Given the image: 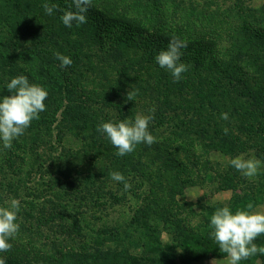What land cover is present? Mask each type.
<instances>
[{
    "label": "trees",
    "instance_id": "16d2710c",
    "mask_svg": "<svg viewBox=\"0 0 264 264\" xmlns=\"http://www.w3.org/2000/svg\"><path fill=\"white\" fill-rule=\"evenodd\" d=\"M31 1L40 2L42 14H31L26 6ZM100 1L90 0L87 23L74 22L68 28L60 21L62 11L44 12L45 0H0V79L8 76V82L23 74L48 92L39 118L10 148L0 145L7 155L0 174L11 179L9 190L19 202L17 222L22 217L32 224L29 230L20 229L29 233L28 241L19 245L18 231L15 236L20 237L10 238L12 247L0 256L6 264H177L180 254L175 249L194 259L198 253L226 257L209 235V222L187 226L178 202L183 192L177 175H188V166L197 171L201 162L214 173L208 149L244 154L248 144L242 135L264 138V4L256 7L237 0L231 9L213 12L206 21V6L192 1L133 0L129 10L108 7L106 14L100 12ZM53 2L67 9L71 0ZM140 8L138 17L130 16ZM53 20L59 24H47ZM126 31L156 32L159 51L172 37L183 40L187 46L181 49V60L187 71L182 79L174 82L156 64L154 53L133 51ZM55 53L69 56L72 64L60 67ZM9 94L4 86L0 96ZM224 112L227 120L221 119ZM137 115L152 116L148 130L155 141L117 156L97 127ZM71 134L79 146L57 151L55 145ZM202 145L207 158L194 154ZM26 167L54 168L61 176L46 181L45 191L53 199L38 208L33 201L42 193L26 185V179L33 180L32 170H22ZM83 169L86 178L79 181L86 194L78 197L70 180L76 181L73 172ZM113 171L124 175L130 184L127 190L112 180ZM235 178H225L226 187ZM125 204L133 212L125 227L98 226L107 218L105 211ZM158 221L174 227L176 247L162 242L154 226ZM131 228L141 234L139 243H129L125 231ZM258 239L255 244L264 245V234ZM254 257L240 264H264V255Z\"/></svg>",
    "mask_w": 264,
    "mask_h": 264
},
{
    "label": "rangeland",
    "instance_id": "374dc122",
    "mask_svg": "<svg viewBox=\"0 0 264 264\" xmlns=\"http://www.w3.org/2000/svg\"><path fill=\"white\" fill-rule=\"evenodd\" d=\"M186 1H192L196 3L197 5H204L206 6L204 8V11L206 13V17L202 18L203 20H209L210 14L213 12L222 13L232 8V6L235 4L237 0H186ZM244 2L245 5H253L256 7H259L264 4V0H241ZM25 2V1H24ZM133 0H101L99 5L103 6L100 8L101 13H107L106 9H109L108 7H111L114 9L115 7H118L119 10H129L130 6L132 8ZM26 6L31 11V14L36 11L37 14H42V7L39 1L36 3L29 2V4H26ZM138 6V5H137ZM139 7V6H138ZM218 9H217V8ZM217 9V10H216ZM102 10V11H101ZM216 10V11H215ZM142 12V9L134 10L133 14L130 15L131 17H138V14ZM167 14H170V11H166ZM48 25H51L52 27L59 24V21H50L47 22ZM155 26V25H154ZM125 37L128 39H131V44L133 45V51L135 50L137 53H154L155 55L159 52V50L156 48L157 46H160L159 36L156 34V32L151 31L148 33V35H144L141 33H132L129 31L125 32ZM163 45V44H162ZM167 46H163L162 49L166 48ZM161 50V49H160ZM22 65V63L20 64ZM23 67V66H22ZM2 76V75H1ZM9 77L6 76L3 79H0V93L3 92V87L7 83V79ZM57 137V133H56ZM56 137L53 138L52 145H55ZM243 140L247 141V150L244 153L245 158L249 156H254L255 158L259 159L262 163L260 168L258 169L257 175L255 177H244L240 172H238L236 169L231 167L229 165V161L236 157L241 155L242 153L238 155H230V154H224L221 151H216L211 149H208L210 156V167L216 174L218 172V175L214 177V173H210L209 171L205 170V166L203 163H200V167L197 171H194L192 169V166H188L187 173L188 175L179 174L177 175L179 178H181V184L179 185L180 190L183 192V196L178 198V202L180 203V206H182V211H184V216L188 220V227L193 228L198 224H201L203 222H209L210 223V217L213 214L214 210L219 207H223L225 204L229 205L233 212L237 209H244L247 207L249 203H251L254 206V209L257 211H264V144L262 137L256 138V137H250L246 136L245 134L241 136ZM63 139H65L63 137ZM262 142V143H261ZM80 142L78 141L77 137L74 135H68L67 141H63V143H60L59 145H55L57 148V151L62 150H75L76 147H78ZM2 145V143H0ZM218 149V147H216ZM212 150V151H211ZM207 148L206 146H198L197 150L194 152L195 156H204V158H207ZM6 150L3 148H0V166L6 167ZM195 159V158H194ZM204 162V161H203ZM32 170V177L33 180L26 181V185L31 188L32 191H36V193H42V196L39 200H34V204L40 207L44 200L53 199L52 195H49L45 189L46 184L51 177H55L58 179H61V176L58 174V170L49 168L47 170L40 171L39 169H33V168H22L23 171L26 172V170ZM85 169L78 170L73 172V177L76 178V181L70 180L71 185H73L75 188L73 192L78 195V197H84L85 196V190L81 188L83 186L84 182L79 181L81 178H86ZM35 172V173H34ZM42 172L43 174H40ZM5 173V172H4ZM4 173L0 174V207H7L11 204L12 199H14V195L12 191L9 190L8 184L11 183V179L4 175ZM235 178V182L231 183V187H226V183L224 179L225 178ZM216 179V180H215ZM170 180L173 181V177H170ZM176 184V183H175ZM80 185V186H78ZM178 185V184H177ZM23 190V189H21ZM39 190V191H37ZM23 192V191H22ZM60 194V192H55L53 195ZM66 194H69L67 192ZM39 195V194H38ZM246 195V196H245ZM20 196V194H19ZM40 196V195H39ZM74 197V194H73ZM242 198L243 202H238L239 199ZM34 199V198H31ZM29 199V200H31ZM25 200H28L26 198ZM83 202V201H81ZM83 205V203H82ZM133 206V204H132ZM34 216L36 215L35 212L32 213ZM107 216V218H103V221L100 222L98 226H101L100 228L105 229H111L115 226H122L125 227L127 225V222L132 218L133 212L132 208L129 205H120L113 207L103 213ZM182 215V216H183ZM19 224V231L21 234V240L19 242L20 244L25 243V241H28L29 233H23L22 230H29L31 229V221L28 219L22 220V217L18 218ZM155 228L159 233H161V240L166 246H171L172 248L176 244L174 243V237L172 236V233H175L174 227L165 226L161 221H158L154 223ZM209 226V225H208ZM121 227L122 229H125ZM126 234L129 232L130 238L129 243H139L141 239V234L138 230H135L132 228L130 230L126 229ZM124 233V235H126ZM20 236L12 237L13 239L19 238ZM176 237V236H175ZM259 237V236H258ZM258 237L254 240V243H259ZM176 240V239H175ZM180 242V241H179ZM125 246V244H122V246L118 245L117 249H121ZM175 252L179 255V260L177 264H228L227 262V256L223 258H217L214 254H200L198 253L197 259L201 256H203L204 259L197 260L192 258L191 256H183L182 251L180 249H175ZM252 258H255L252 256Z\"/></svg>",
    "mask_w": 264,
    "mask_h": 264
},
{
    "label": "clouds",
    "instance_id": "9594fccd",
    "mask_svg": "<svg viewBox=\"0 0 264 264\" xmlns=\"http://www.w3.org/2000/svg\"><path fill=\"white\" fill-rule=\"evenodd\" d=\"M89 7L90 0H71L67 9H59V5L53 0H45L43 4L47 15H52L56 10L62 11L60 21L68 28L74 22L76 26L87 23ZM186 46L183 40L172 37L167 47L154 56L156 64L170 73L174 82L180 81L181 74L187 71V65L181 60V49ZM54 55L60 61V67L72 64L69 56L61 53ZM5 87L10 94L0 96V143L4 148H10L12 141L22 135L31 121L38 119L39 113L45 110L44 101L48 92L42 85L30 83L28 76L23 74L10 78ZM228 118L227 112L221 113L222 120ZM151 119V115H137L132 119L101 122L97 131L105 135L116 148V155L122 157L133 152L140 143H154L155 138L148 130ZM261 163L254 156L245 158L244 154L229 161V165L244 177H255ZM110 176L112 180L123 183L125 190L130 187L121 172L113 171ZM18 210L19 202L16 199H12L9 206L0 207V253L7 252L12 247L9 239L19 231ZM209 226V235L220 251L227 254L228 264H240L250 256L264 255V245L258 246L254 243L259 235L264 234V211L255 210L251 203L244 209L237 208L234 212L227 204L216 208L210 217ZM0 264H6L3 256H0Z\"/></svg>",
    "mask_w": 264,
    "mask_h": 264
}]
</instances>
